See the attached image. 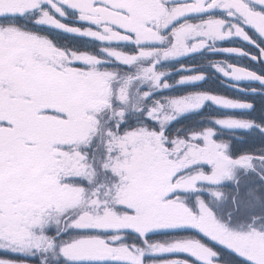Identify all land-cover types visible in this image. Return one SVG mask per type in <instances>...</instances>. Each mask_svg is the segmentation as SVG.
<instances>
[{
	"label": "snow or ice",
	"instance_id": "6c2138e0",
	"mask_svg": "<svg viewBox=\"0 0 264 264\" xmlns=\"http://www.w3.org/2000/svg\"><path fill=\"white\" fill-rule=\"evenodd\" d=\"M0 264H264V0H0Z\"/></svg>",
	"mask_w": 264,
	"mask_h": 264
}]
</instances>
